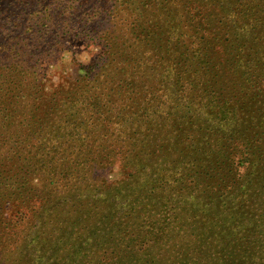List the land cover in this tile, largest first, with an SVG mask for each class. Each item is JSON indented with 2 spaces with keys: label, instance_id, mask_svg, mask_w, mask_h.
<instances>
[{
  "label": "trees",
  "instance_id": "trees-1",
  "mask_svg": "<svg viewBox=\"0 0 264 264\" xmlns=\"http://www.w3.org/2000/svg\"><path fill=\"white\" fill-rule=\"evenodd\" d=\"M44 1L25 19L0 0V91L19 87L18 67L25 76L35 23L49 30L56 0ZM75 1L90 23L129 24L106 35L124 57L88 65L24 138V164L48 181L8 217L32 181H0V264H264V0ZM12 106L0 100L7 160ZM236 153L240 181L195 177ZM115 165L128 178L108 183Z\"/></svg>",
  "mask_w": 264,
  "mask_h": 264
},
{
  "label": "rangeland",
  "instance_id": "rangeland-1",
  "mask_svg": "<svg viewBox=\"0 0 264 264\" xmlns=\"http://www.w3.org/2000/svg\"><path fill=\"white\" fill-rule=\"evenodd\" d=\"M48 1L53 3L55 0ZM45 3L44 0H9V7L10 9L16 7L20 15L29 19L32 15L29 14L34 12L37 7L43 9ZM77 5L75 0H56L53 10H51L53 19L47 22L49 30L34 22L37 25L36 30L40 31L36 34L39 35L40 46L31 49L30 53H27L28 55L26 54L23 58L25 67H27L25 76L20 74L22 69L17 68L20 71L19 79H21L19 87L13 89L3 86V90L0 91V100L5 101V105L13 104L10 111L9 128L17 127L18 130V137L15 138L16 143L9 146L8 152L12 154L11 159L0 157V181H32L16 204L15 202L9 203L5 217L13 214L16 209L24 208L26 211H30L32 205L40 200L42 192L45 190L40 181L48 180L44 179L41 173H34L30 168L28 170L24 164L25 153L28 151L25 145L28 141H24V138L31 137L38 131L46 117L44 111L47 105L49 103L51 105L49 117L53 119V112L58 107L61 108L63 102L71 99L74 93L79 90L78 87L86 82L84 76L91 68L88 65L95 69L97 66H102L105 61L109 62L111 57L115 61L124 57V53L117 47L116 42H109L106 35L114 34L123 39L127 37L124 32L129 31L127 28L129 24L126 25V23L118 21L115 24L110 22L102 28L96 23V18L93 23L87 21L85 18L87 15L84 16L80 11H77ZM29 21L33 23L31 20ZM47 30L49 33L46 35L44 32ZM10 45H13V42H10ZM16 47L18 46L16 45ZM19 88L25 91V97L17 102V99H13V95ZM1 129L0 126V134L10 135ZM230 158L232 163L230 167H226L224 164H220L215 169L204 170L197 167L194 171L196 172L195 177L199 181H225L226 177H228L226 181L231 179L240 181V177L247 174V170L242 168L243 165L240 164L237 153L231 155ZM100 174H103L102 170L95 172L93 178H97L93 181H98ZM105 174L108 183L128 178L127 173L117 165L110 167ZM209 176L213 178H208ZM6 225L8 226V223ZM16 248L19 249L17 252L23 249L18 242H16ZM26 261L19 260V264H26Z\"/></svg>",
  "mask_w": 264,
  "mask_h": 264
}]
</instances>
